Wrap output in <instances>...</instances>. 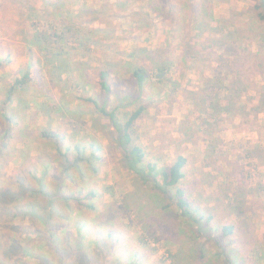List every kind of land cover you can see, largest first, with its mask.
Masks as SVG:
<instances>
[{"label": "rangeland", "instance_id": "obj_1", "mask_svg": "<svg viewBox=\"0 0 264 264\" xmlns=\"http://www.w3.org/2000/svg\"><path fill=\"white\" fill-rule=\"evenodd\" d=\"M16 1L28 4L33 34L62 30L56 45L72 47L65 57L74 70L43 67L44 53L27 51L17 28L9 33L0 22V67L31 53L30 81H39L21 90L37 101L31 108L18 117L0 113V264H264V21L257 0ZM99 20L109 23L106 33L89 28ZM78 32L85 37L77 40ZM89 33L95 38L85 39ZM135 67L146 71L141 87ZM105 68L109 92L99 84ZM12 77V68L0 69V104ZM87 97L108 109L119 105L120 123L145 106L135 142L159 169L186 157L179 186L211 217L209 233L183 229L174 206L130 213L123 196L135 187L116 132ZM44 130L64 133L70 161L75 145L83 148L80 173L72 167L64 176L65 160ZM228 224L233 234L216 232ZM199 245L205 257L195 260Z\"/></svg>", "mask_w": 264, "mask_h": 264}, {"label": "trees", "instance_id": "obj_2", "mask_svg": "<svg viewBox=\"0 0 264 264\" xmlns=\"http://www.w3.org/2000/svg\"><path fill=\"white\" fill-rule=\"evenodd\" d=\"M254 9L256 10L257 17L264 21V0H257ZM208 24H206L207 26ZM53 36H55L53 38ZM31 39V44H36L40 49L46 48L44 59L46 64L51 65L59 72L70 75L72 73V68L74 67L69 62L68 58L65 57L66 52L62 49V45H56L57 41L63 40L62 35H47L42 32H36ZM51 40V41H50ZM264 42V39H263ZM43 46V47H41ZM4 64V61L0 60V66ZM164 68H159V72L162 73ZM132 75L135 77L138 86L141 87L146 78V71L141 67H135L132 69ZM100 86L106 92L109 91V85L107 82V73L106 71H100ZM29 74H24L20 79H16L13 83L11 90L17 88L22 89L26 87V84L29 82ZM97 108L98 112L110 120L111 126L115 130L114 139L117 143L118 148L122 153V162L123 168L131 176L132 181L134 182V190L125 194L123 199L129 206V211L131 214H143L141 211L145 209L149 210L152 208H159L160 210H167L171 206L176 207V214L179 218L183 220V229H191L192 234H204L203 231L209 233L212 230L208 227L210 216L207 219H204L202 214H200V209L192 205L190 200L185 195L184 190L179 186L180 181L184 178V167L186 165L187 159L184 155L178 154L175 156L173 161L167 167L159 169L156 163L147 161L144 148L135 142V132L133 130L134 122L142 114L145 109V106H138L134 111L130 113L125 122L120 123L114 111H107L105 104L97 105L96 101L89 99ZM41 136L53 139L56 141V150L64 158L65 165L63 167V174L67 178V172L72 167L77 168L78 162L87 161V156L83 154V148L75 145V151L78 152V156L74 158L73 161H70L66 155L68 151L67 147H63L64 134H59L53 131L44 130L41 132ZM64 148V152H62ZM96 149V148H95ZM93 154V152L91 153ZM77 170H79L77 168ZM80 173V170L78 171ZM159 176L161 177V182H159ZM96 191L90 190L88 193L89 196H94ZM47 195V194H44ZM77 200H79L77 198ZM89 208L94 209L93 205H89ZM33 213V212H32ZM31 213V214H32ZM192 224V225H190ZM86 226V225H85ZM216 232L220 230L221 234L224 236L231 235L234 233V225H216ZM81 226H77L76 230L78 236H80ZM181 229L180 231H183ZM81 237V236H80ZM78 237V239H80ZM202 246L199 245L193 250L194 254L191 253V256L195 260L204 259L205 255L202 251ZM187 261L183 257V262ZM131 264H140L139 261H133Z\"/></svg>", "mask_w": 264, "mask_h": 264}, {"label": "crops", "instance_id": "obj_3", "mask_svg": "<svg viewBox=\"0 0 264 264\" xmlns=\"http://www.w3.org/2000/svg\"><path fill=\"white\" fill-rule=\"evenodd\" d=\"M2 1L3 0H0V3ZM7 2L8 3H6L5 0H4V3L0 5V22L5 21L6 23H8L10 25V27H7L9 33L12 32V31H10L12 28H13L12 30L17 28V31L19 32L18 33L19 37L21 38V42L24 44L23 46H25V49L27 51H29L31 48L36 46V48L38 50H40L42 53H46L45 52L46 48L40 49L36 44H31V39L33 38L32 36L34 34H33V31L30 28L27 27L28 23H29V26H30V22H29V20H27L28 19V16H27L28 7L26 5H28V4L19 3L20 1L17 2L16 0H7ZM30 4L32 5V3H30ZM80 21L85 23V21H83V19H80ZM21 22H25V25H26V26H24L23 30L20 29L21 27L19 28V25H18ZM65 24H66V22L62 21V25L61 26L64 28ZM107 25H109V23L107 21L106 22H103V21L100 22V20H99V21H93V23L90 24L89 28L92 29V27H93L94 30L96 29L98 31H104L106 33V29H107L106 26ZM62 33L63 32L61 30L59 32V35H62ZM46 34L47 35H54V34H51V33L50 34L46 33ZM91 36L94 37V34H92V33L87 34L85 39H87L88 37H91ZM10 37L12 38L13 36L10 35ZM54 37L55 36H53V38ZM81 37H85L82 32L80 34L78 32L75 35V38H77V40L80 39ZM63 39H65L64 34H63ZM87 40H83V41L86 42ZM41 47H43V46H41ZM64 48L66 49L65 52L69 53L70 52V48H72V47L71 46L70 47L67 46V48H66V45H65ZM147 51L148 50H146V52ZM148 52H150V51H148ZM30 54L28 56L26 55V58H24V59L23 58H19V59L17 58L16 59V58L13 57V60L9 61L7 65H5L3 67H0V69H3V68H6V66H7V68H12L13 69V77H12L11 82L9 83V86H8V88H9L8 89V93L5 95V98L3 99L4 101H2L1 104H0V113H4L6 115H10V113L13 112L16 115V117H18L19 114H22V110H24L25 108L26 109L27 108H31L30 106L33 105L35 102H37V101H35V99H32V98L28 99L26 97L27 93H29V92H26V90H25L24 93L21 92L22 89H19V88L15 89V90H11V87H12V85L15 82L16 79H20L24 74H29V77L32 76V74H33L32 71H33V69L35 67V64H34L35 62L32 61ZM42 63H43V67H44V65L46 63L44 58L41 60V64ZM106 70L107 69L105 68V69H102L101 71H106ZM79 71H81L80 67H79ZM83 73H84L83 71L80 72V77L84 76ZM106 73L108 74L107 71H106ZM30 79H31V77H30ZM38 82L39 81H30L29 80V82L27 84L29 86H35L36 87V86H38ZM107 82H108V79H107ZM75 83H78V81H76ZM110 89H111V87L109 85V91H110ZM50 99H51L52 102L56 100L53 97H51ZM89 99L96 101L95 99H92L91 97H87L86 101H89ZM89 103L94 105L91 101H89ZM104 104L106 106V102H104ZM118 106L119 105L114 106L113 109H108L106 107V110L108 112L109 111H114V113H115V111L119 110ZM56 107L57 108L55 110H53L52 112H57V113L60 114V112H62L61 111L62 107L61 106H56ZM78 108H79V111H82V109L84 107L82 106V107L73 108V110L74 109L77 110ZM90 108H91V106H90ZM95 111L97 113V108L96 107H95ZM51 115L55 116L54 114H51ZM13 123H15V122H13ZM13 123H12V125H13ZM24 123L27 124V122H24ZM23 132H26V131H23Z\"/></svg>", "mask_w": 264, "mask_h": 264}, {"label": "water", "instance_id": "obj_4", "mask_svg": "<svg viewBox=\"0 0 264 264\" xmlns=\"http://www.w3.org/2000/svg\"><path fill=\"white\" fill-rule=\"evenodd\" d=\"M162 75H163V73H158V74H156V77L159 78V77H161Z\"/></svg>", "mask_w": 264, "mask_h": 264}]
</instances>
